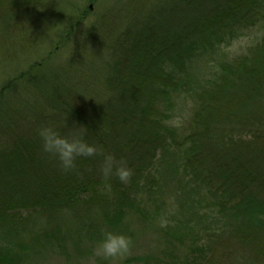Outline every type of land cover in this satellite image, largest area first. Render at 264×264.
<instances>
[{"label": "trees", "instance_id": "trees-1", "mask_svg": "<svg viewBox=\"0 0 264 264\" xmlns=\"http://www.w3.org/2000/svg\"><path fill=\"white\" fill-rule=\"evenodd\" d=\"M54 8L0 0V69L26 64L0 86V264L63 249L60 230L33 227L69 216L90 236L127 216L164 228L186 241L165 264H264V0H144L123 27H86L64 62L29 66L45 25L29 19ZM43 126H83L102 151L64 171ZM105 155L127 183L103 176Z\"/></svg>", "mask_w": 264, "mask_h": 264}, {"label": "rangeland", "instance_id": "rangeland-1", "mask_svg": "<svg viewBox=\"0 0 264 264\" xmlns=\"http://www.w3.org/2000/svg\"><path fill=\"white\" fill-rule=\"evenodd\" d=\"M141 1L144 2V0ZM141 1L55 0V10H49L51 13L48 15V19H42L41 16L35 20L29 19V27L31 25L45 24L39 28L37 42L31 48H34L38 53L34 52L35 55L29 56V66L43 63L49 55H53L52 57L56 61L64 62L70 56V48L74 46L73 44L82 40L80 38L83 37L86 27H89L92 23H98L99 20H108L114 27H117V24L123 27L129 21L126 16L139 14ZM113 12L114 15H112ZM83 14L87 15L86 20L81 22L79 26H76L84 16ZM73 26L76 27L74 28ZM97 30L101 31L102 29L98 28ZM93 34L95 35V32ZM91 36L87 39L88 41H91ZM64 38L68 41L65 45L62 44ZM88 41L87 43H89ZM98 41L90 42L86 46L89 49L93 48L91 50L95 51L93 54L97 53L96 50L99 47L97 46ZM18 58L8 61L7 64L1 67L2 69L5 66V70L0 69V86L6 80L18 74L22 68L26 67V64L23 62L24 59L21 56H18ZM36 227H40L39 232L52 233L60 230L58 238L63 239L65 246L63 249L54 248L52 251L51 249H45V255L37 256L32 264H165L166 262H170L168 259L173 257L178 249L181 254L186 252V241L184 245L175 243V248L173 249V246L166 242L164 228L150 227L148 224L134 217L127 216L120 227L116 229H101L98 235L92 236L81 231L78 223L72 216L60 218L50 223H36L33 229ZM105 231H112L131 238V249L122 260L113 261L112 259H105L95 254L94 250L98 247L102 234ZM80 233L83 234L80 235ZM40 234L42 236V233ZM187 243L189 245V240Z\"/></svg>", "mask_w": 264, "mask_h": 264}, {"label": "clouds", "instance_id": "clouds-1", "mask_svg": "<svg viewBox=\"0 0 264 264\" xmlns=\"http://www.w3.org/2000/svg\"><path fill=\"white\" fill-rule=\"evenodd\" d=\"M74 128L77 132L67 136L52 126H43L37 130L43 153L55 159L64 171L73 169L78 157H94L102 151L98 146L84 140L85 127ZM101 172L105 178L114 174L123 183H127L132 174L123 162L117 163L111 155L104 156ZM131 245L130 237L105 231L94 252L105 259L122 260L129 253Z\"/></svg>", "mask_w": 264, "mask_h": 264}]
</instances>
